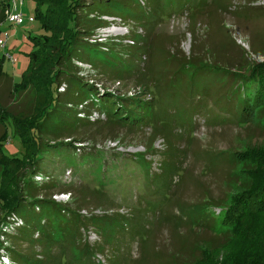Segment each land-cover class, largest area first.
Segmentation results:
<instances>
[{"label":"rangeland","instance_id":"1","mask_svg":"<svg viewBox=\"0 0 264 264\" xmlns=\"http://www.w3.org/2000/svg\"><path fill=\"white\" fill-rule=\"evenodd\" d=\"M2 1L0 13L6 16L9 0ZM140 4L146 20L101 10L90 16L103 22L91 41L103 40L106 57L125 65L76 62L74 72L116 99L150 104L142 111L144 120L111 119L106 107L96 103L92 111L80 104L78 113L76 106L65 105L74 114L85 108L78 118L88 122L58 132L38 133L31 126L40 150L31 140L26 146L20 137L25 132L16 134L13 118L36 123L49 94L33 86L16 91L15 85L23 84L30 54L39 50L29 37L49 33L36 18V0H17L15 13L23 15L24 24L6 19L0 24V56L14 59L5 57L0 76V115H9L0 119V197L7 200L13 186V175L3 173L2 154L6 167L36 154L38 176L54 184L37 196L59 200L86 221L95 219L83 237L73 231L74 243L54 255L40 241L33 246L11 241L16 253L10 258L2 247L10 242L0 240V258L23 264L16 255L24 254L44 264H75L77 256L85 255L84 243L102 252L96 264H249L264 257V216H250L226 236L216 230L235 197L264 180V107L249 122H239L244 80L257 69L264 71V0H197L181 9L164 8L162 2L160 14ZM39 9L45 12L47 5ZM53 64L47 60L43 75L37 74L46 87ZM61 83L59 94L66 86ZM62 142L74 149L50 147ZM1 204L0 233L6 234ZM23 208L27 220L40 217L30 204ZM117 215L128 218L122 230L104 231L103 223L96 222Z\"/></svg>","mask_w":264,"mask_h":264},{"label":"trees","instance_id":"2","mask_svg":"<svg viewBox=\"0 0 264 264\" xmlns=\"http://www.w3.org/2000/svg\"><path fill=\"white\" fill-rule=\"evenodd\" d=\"M4 1L5 0L2 2ZM140 1L149 5V11L154 10L157 14H160V11H157V7L162 2H164V5L162 4L164 8L175 7L181 9L185 4H196L197 0H66L64 4H59L55 2V0H36V18L40 20L42 27L49 35L29 37L39 50L30 54V71L23 84L21 86L15 85V89L17 91L20 90L21 87H24V89L28 90V88L33 86L39 93H43L44 89H47L49 98L41 103L44 107L46 104L48 106L43 109L42 115H38L40 118L36 123H32V121L26 123L22 119L13 118L16 134L20 136V134H18L19 131L21 133L25 132V135L20 137L24 139V143L27 147V144H30L29 141L31 140L36 148L40 150L37 141H34L32 138L34 136H30L29 132L31 126H35L38 133L42 131L58 132V130H72L88 122L78 118V115L85 112L84 108V110H81L79 114H77V107L80 104H85L86 108L89 106V110L95 103L104 106V108L106 107L107 114H109V118H115L117 121L135 123L144 120L142 111H146L150 104L142 103V100L132 98L116 99L108 90L98 89V87L88 83L74 72V69H77L75 67L76 62L90 65L91 67L102 66L104 63L111 64L113 67H118V64L125 65L123 61H116L115 59L109 60V58L106 57V52H108L107 43H104L103 40L97 39L95 42L94 40L91 41L95 30L100 27L102 28L103 22L98 18L95 19L90 16L93 15V12L101 10L107 12L114 11L123 16H131L136 20H146L148 18V13L141 6ZM9 2L10 0L8 4H6V8L9 7ZM41 4L47 5V10L45 12L39 9ZM5 19L6 16L2 11L0 13V24L3 23ZM2 32L3 30L0 29V34ZM7 55L8 54L0 56V76L4 75L3 64ZM47 60L54 61V64L53 70L48 74L50 77L46 87L43 83V78L39 77L37 74L41 72L43 75ZM190 60L189 62L191 64ZM205 68L209 69V72H212L214 69L213 67V69H210L211 67ZM215 69L220 71V69ZM61 75L68 78L62 77ZM62 79L66 82V86H64V91L59 94L58 91H60L61 85L63 84L61 83ZM243 85L242 90L245 96L241 101L240 123L249 122L250 116L253 113L263 110L264 71L259 69L253 71L249 79L244 80ZM53 86L56 87L54 91H52ZM88 98L91 99H89V102L87 100ZM74 103L78 105H73ZM127 103L135 104L136 106L131 108ZM65 105H70L72 108L76 106L77 113L74 114L72 112L73 110L66 108ZM6 116H8L9 119L8 113L3 111L0 115V119H4ZM50 147H68L74 149L72 144L64 142L57 146L50 145ZM0 153H2L1 149ZM5 158L6 157L2 154L1 163L4 169L3 173L13 175V186L10 197L7 200L0 197L1 205L4 207L1 222L6 225L7 231L6 234L0 233V240H3L7 245L10 242L9 247H4L2 245L5 254L11 258V253H16L11 247V241H20V243L25 242L26 244H30V246L37 245L40 241L45 245L48 244V248H50L53 254L57 251H63L65 247L74 243L73 231L77 232L76 238L83 237L84 233L95 223V219L93 222L92 220L86 221L77 213L69 210L61 202L54 199L44 200L37 196L41 192L44 193L54 187L51 179H44L43 176H38L40 161L38 155L31 154L30 159L25 158L24 162L21 163L15 162V164L18 165L17 167H13V165L4 166ZM9 160L14 161L8 159V163H11ZM1 194L0 192V195ZM26 203L30 204L34 213L40 216L38 219L31 218L27 220L23 208ZM53 208L56 209V211H53ZM224 212L216 228L217 232L224 236H226L230 230L235 231L237 225L244 222L250 216H264V180L257 188H249L239 193ZM124 221H128V218L117 215L108 216L96 222H102L105 227V229L102 228V230L107 231L106 228L114 230L117 227L122 230ZM97 227L99 228V225H97ZM259 231H261V228H259ZM255 233L258 234L260 232ZM256 238L257 237L254 239ZM76 243L79 250L80 243ZM82 249H86L85 255L81 257V259L79 256L76 258L74 257L75 264L77 260H79L78 262L84 260L85 264H96L95 256L100 255L102 252L96 248L93 249L90 245H86V243L81 245V250ZM64 257L65 255H63V258ZM10 258L8 259L11 262ZM16 258L22 261L23 264L45 263V261L33 260V258L30 259L29 256L24 254L16 255ZM11 263L16 264L13 260ZM70 263L71 262L67 260V264ZM262 263H264V257L259 256L254 257L249 264ZM0 264H4L2 258H0ZM60 264H62V261Z\"/></svg>","mask_w":264,"mask_h":264},{"label":"built area","instance_id":"3","mask_svg":"<svg viewBox=\"0 0 264 264\" xmlns=\"http://www.w3.org/2000/svg\"><path fill=\"white\" fill-rule=\"evenodd\" d=\"M17 10H18L17 0H10L9 7L7 8V11H6V20H8L9 22H11L17 26H20V25L24 24L25 21H24V17L22 14H16L15 13ZM31 21H33V20L31 19ZM1 44H2V42L0 41V45ZM7 57L9 60H14L10 54H8ZM64 197L65 196L62 195L61 197H57V198L63 199ZM57 201H59V200H57ZM2 262L4 264H10L9 259L5 258V257H2Z\"/></svg>","mask_w":264,"mask_h":264}]
</instances>
